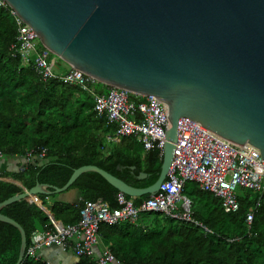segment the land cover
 I'll return each mask as SVG.
<instances>
[{"label": "water", "instance_id": "95a60500", "mask_svg": "<svg viewBox=\"0 0 264 264\" xmlns=\"http://www.w3.org/2000/svg\"><path fill=\"white\" fill-rule=\"evenodd\" d=\"M2 1L68 67L105 86L154 97L166 110L168 128L157 180L147 188L83 166L62 188L36 184L0 203V210L35 195L63 193L85 172L130 198L155 195L182 118L233 145L255 147L264 160V0ZM0 222L18 230L21 264L24 232L1 214Z\"/></svg>", "mask_w": 264, "mask_h": 264}, {"label": "trees", "instance_id": "16d2710c", "mask_svg": "<svg viewBox=\"0 0 264 264\" xmlns=\"http://www.w3.org/2000/svg\"><path fill=\"white\" fill-rule=\"evenodd\" d=\"M15 33L13 20L0 7V154L24 159L17 169L0 173V203L22 193L6 179L18 182L25 190L36 184L59 189L83 166L96 167L132 188L151 186L160 170L159 150H144L132 137L107 143L105 138L113 135L114 126L96 114L92 98L56 81H39L32 66L22 65L12 54ZM59 68L63 71L68 66L61 63ZM107 89L100 83L95 86L97 93ZM138 99L129 95L132 109ZM42 149L46 153L40 158ZM70 190L79 193L77 204L59 202L57 195L35 196L43 208L52 201L49 214L63 226L79 222L84 202L102 200L109 208L117 207L119 192L94 172L82 173L66 191ZM183 194L192 200L193 218L212 233L157 213H142L137 224H100L98 235L116 264H264V192L257 195L237 190L239 208L229 214L194 183H185ZM125 198L139 207L149 196ZM249 212L253 217L247 226L245 216ZM0 214L20 226L25 250L35 231L52 230L47 214L27 198L3 207ZM19 248L18 230L0 222V264H16ZM21 264L45 263L24 257ZM75 264L94 263L81 257Z\"/></svg>", "mask_w": 264, "mask_h": 264}, {"label": "built area", "instance_id": "2783aa9c", "mask_svg": "<svg viewBox=\"0 0 264 264\" xmlns=\"http://www.w3.org/2000/svg\"><path fill=\"white\" fill-rule=\"evenodd\" d=\"M0 7L15 25L12 54L20 58L22 65H31L39 81H56L89 95L96 114L103 115L107 123L114 126L113 135L105 138L107 143L132 137L144 150H159L162 159L168 119L165 108L154 97L137 96L138 103L132 109L128 104L130 93L125 90L109 87L104 93H97V81L70 67L60 70L59 66L63 62L41 45L38 36L2 0ZM176 131L172 161L155 195L142 201L139 207H135L121 193L116 197V208H109L102 200L84 202L77 224L63 226L51 220L52 230L35 231L25 250V257L37 261L39 259L35 252L38 249L57 246L62 251H70L75 258L85 257L94 264H112L114 258L107 247L103 248L99 256L94 254L99 243V225H118L123 222L137 224L142 213H157L211 234L206 226L192 216V200L183 194L187 182L196 184L200 191L218 200L226 214L234 213L239 208L237 190L257 195L264 192V160L258 149L248 144L233 145L186 118L178 121ZM45 153L46 150L42 149L39 157L42 158ZM29 157L30 153L26 159ZM3 158L0 154V162ZM252 217V212L246 214L247 226Z\"/></svg>", "mask_w": 264, "mask_h": 264}, {"label": "crops", "instance_id": "0c3cea01", "mask_svg": "<svg viewBox=\"0 0 264 264\" xmlns=\"http://www.w3.org/2000/svg\"><path fill=\"white\" fill-rule=\"evenodd\" d=\"M24 159L19 157L13 158H3L0 162V173L1 172H9L17 169L23 163ZM7 182H13L17 186L22 189V192L25 190L18 182H14L12 180L6 179ZM36 196V195H35ZM35 196L28 197L27 199L35 203L37 207L43 210L48 217H51L49 214V209L52 206V201L47 202V207L43 208L35 199ZM57 201L68 204H77L80 201V195L76 190L66 191L60 194H57ZM50 219V218H49ZM51 220V219H50ZM104 245L102 244L100 237L99 243L94 249L95 256H99L101 251L103 250ZM35 256L45 264H75L77 262V258L73 256L70 251H62L57 246H51L49 248H41L35 252ZM114 264V263H112Z\"/></svg>", "mask_w": 264, "mask_h": 264}, {"label": "rangeland", "instance_id": "374dc122", "mask_svg": "<svg viewBox=\"0 0 264 264\" xmlns=\"http://www.w3.org/2000/svg\"><path fill=\"white\" fill-rule=\"evenodd\" d=\"M66 65V64H65ZM114 264H116L115 262H114Z\"/></svg>", "mask_w": 264, "mask_h": 264}]
</instances>
